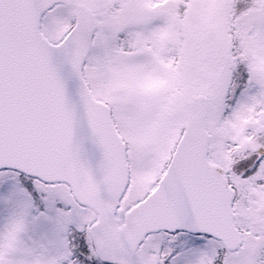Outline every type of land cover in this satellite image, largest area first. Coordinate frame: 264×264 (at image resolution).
<instances>
[{"label": "snow or ice", "instance_id": "1", "mask_svg": "<svg viewBox=\"0 0 264 264\" xmlns=\"http://www.w3.org/2000/svg\"><path fill=\"white\" fill-rule=\"evenodd\" d=\"M0 264H264V0H0Z\"/></svg>", "mask_w": 264, "mask_h": 264}]
</instances>
